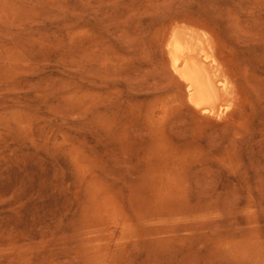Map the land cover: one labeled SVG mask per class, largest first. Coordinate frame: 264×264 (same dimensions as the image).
Returning a JSON list of instances; mask_svg holds the SVG:
<instances>
[{
    "label": "rangeland",
    "instance_id": "1",
    "mask_svg": "<svg viewBox=\"0 0 264 264\" xmlns=\"http://www.w3.org/2000/svg\"><path fill=\"white\" fill-rule=\"evenodd\" d=\"M177 27L212 38L221 117ZM0 264H264V0H0Z\"/></svg>",
    "mask_w": 264,
    "mask_h": 264
},
{
    "label": "bare ground",
    "instance_id": "2",
    "mask_svg": "<svg viewBox=\"0 0 264 264\" xmlns=\"http://www.w3.org/2000/svg\"><path fill=\"white\" fill-rule=\"evenodd\" d=\"M204 33L195 27L173 29L168 38V54L172 68L186 86L189 102L200 112L219 117L230 109L234 95L212 38Z\"/></svg>",
    "mask_w": 264,
    "mask_h": 264
}]
</instances>
